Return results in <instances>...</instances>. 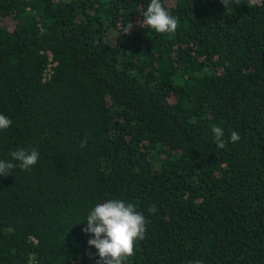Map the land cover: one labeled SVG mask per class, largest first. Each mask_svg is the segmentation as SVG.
<instances>
[{"label":"trees","instance_id":"obj_1","mask_svg":"<svg viewBox=\"0 0 264 264\" xmlns=\"http://www.w3.org/2000/svg\"><path fill=\"white\" fill-rule=\"evenodd\" d=\"M150 2L0 0V160L39 152L0 176V264H96L107 200L146 218L125 264H264V0H162L174 34Z\"/></svg>","mask_w":264,"mask_h":264},{"label":"clouds","instance_id":"obj_2","mask_svg":"<svg viewBox=\"0 0 264 264\" xmlns=\"http://www.w3.org/2000/svg\"><path fill=\"white\" fill-rule=\"evenodd\" d=\"M221 3L226 9L233 3L237 7L240 6V0H221ZM256 3L257 0H248L249 7ZM137 24L156 33L174 34L178 28V19L170 15L162 0H151ZM133 27L134 25L129 23L125 34L129 33ZM12 123L11 119L0 114V130L8 129ZM211 131L214 133L217 147L224 149L228 141L223 138V130L220 127H213ZM239 139V134L233 131L230 135L231 142L235 143ZM86 142L85 139L81 147H84ZM10 155L12 160L18 161L19 164L0 160V176L11 175L17 167L21 170H29L39 159V152L34 148L30 151L20 148L11 152ZM148 211L155 214L157 209L152 206L148 208ZM86 223L87 227L83 231L92 234L88 244L97 250L96 255L99 259L96 264H125L127 259L134 255L137 241L143 240L146 234L145 216L136 210L135 205L125 204L122 200H107L97 204L87 216ZM194 264H202V262L196 261Z\"/></svg>","mask_w":264,"mask_h":264},{"label":"built area","instance_id":"obj_3","mask_svg":"<svg viewBox=\"0 0 264 264\" xmlns=\"http://www.w3.org/2000/svg\"><path fill=\"white\" fill-rule=\"evenodd\" d=\"M49 71H50V69H49Z\"/></svg>","mask_w":264,"mask_h":264}]
</instances>
